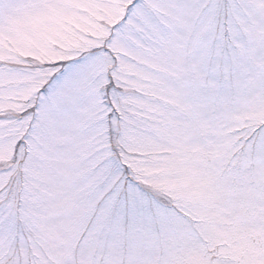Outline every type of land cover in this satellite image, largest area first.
<instances>
[{
	"label": "snow or ice",
	"instance_id": "1",
	"mask_svg": "<svg viewBox=\"0 0 264 264\" xmlns=\"http://www.w3.org/2000/svg\"><path fill=\"white\" fill-rule=\"evenodd\" d=\"M0 264H264V0H0Z\"/></svg>",
	"mask_w": 264,
	"mask_h": 264
}]
</instances>
